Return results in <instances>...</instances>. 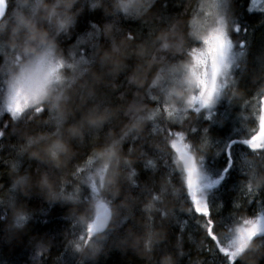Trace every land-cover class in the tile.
I'll list each match as a JSON object with an SVG mask.
<instances>
[{
  "label": "clouds",
  "instance_id": "obj_1",
  "mask_svg": "<svg viewBox=\"0 0 264 264\" xmlns=\"http://www.w3.org/2000/svg\"><path fill=\"white\" fill-rule=\"evenodd\" d=\"M260 37L264 0H0V264H264Z\"/></svg>",
  "mask_w": 264,
  "mask_h": 264
},
{
  "label": "trees",
  "instance_id": "obj_2",
  "mask_svg": "<svg viewBox=\"0 0 264 264\" xmlns=\"http://www.w3.org/2000/svg\"><path fill=\"white\" fill-rule=\"evenodd\" d=\"M87 19H92V17L89 16L84 21H82L81 23L82 29L86 27ZM260 38H264V37H260ZM214 131L221 137H225V138L230 136L232 133L231 126L225 127L223 129H214ZM224 163H226V161L222 159L216 166L222 167ZM234 180H235V174L233 173L229 177V179L225 181L224 188L226 189L229 184L234 182ZM59 216H60V210L54 209L52 212V219L50 223L46 225L44 228H39L38 226V230L40 231L59 230L62 226V222L60 221ZM0 259H3V257H0ZM10 260H11V264H24V261L26 260V253L22 249L17 248L16 251L11 255ZM102 264H125V260L120 256L119 253L113 252L108 258V260L103 261Z\"/></svg>",
  "mask_w": 264,
  "mask_h": 264
}]
</instances>
